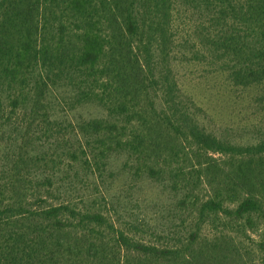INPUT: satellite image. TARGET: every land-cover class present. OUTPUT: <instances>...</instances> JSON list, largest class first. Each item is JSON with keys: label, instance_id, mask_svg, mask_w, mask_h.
Returning a JSON list of instances; mask_svg holds the SVG:
<instances>
[{"label": "trees", "instance_id": "16d2710c", "mask_svg": "<svg viewBox=\"0 0 264 264\" xmlns=\"http://www.w3.org/2000/svg\"><path fill=\"white\" fill-rule=\"evenodd\" d=\"M183 26L264 103V0H0V264H255L264 128L205 126ZM145 180L163 197L122 208Z\"/></svg>", "mask_w": 264, "mask_h": 264}, {"label": "rangeland", "instance_id": "374dc122", "mask_svg": "<svg viewBox=\"0 0 264 264\" xmlns=\"http://www.w3.org/2000/svg\"><path fill=\"white\" fill-rule=\"evenodd\" d=\"M189 22L186 20L185 24L188 25ZM181 30L183 38L180 39V44L182 46L177 49L174 69L184 93L193 98L204 110L200 116L202 122L208 129L219 135L225 134L232 139L244 142L253 140L255 130L264 128V103L258 101L262 87L254 85L242 88L233 85L219 63L213 64L205 61L212 58V54L205 48L202 51L206 59L200 56L198 60L191 61L188 54L194 50L191 44L195 36L190 35L191 31L187 26H183ZM203 46L206 45L197 47ZM102 114V110L92 104L80 106L75 115L88 118L90 116L99 117ZM117 178H120L117 181L119 186L128 182L124 179V174ZM158 187L153 182L146 180L141 182L140 188L137 187L138 190H136L139 194H134L123 202L122 208L126 204L128 207L132 206L135 200L140 205H144L146 198L148 201L159 200L163 195L160 194ZM121 197L124 199L127 196ZM252 237L253 242H249L255 253V264H264V235L254 234Z\"/></svg>", "mask_w": 264, "mask_h": 264}]
</instances>
